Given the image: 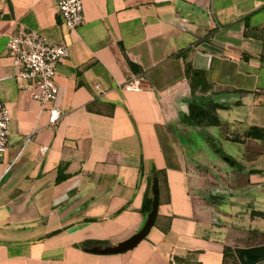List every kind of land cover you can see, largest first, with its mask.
<instances>
[{"label":"crops","instance_id":"crops-1","mask_svg":"<svg viewBox=\"0 0 264 264\" xmlns=\"http://www.w3.org/2000/svg\"><path fill=\"white\" fill-rule=\"evenodd\" d=\"M82 5V23L67 29L56 0H0L10 114L0 264H239L234 247L264 244V138L244 136L251 126L264 134V0ZM18 28L68 48L54 123L12 65L7 40ZM137 74L142 90H125ZM194 103L219 105L218 122L193 118ZM153 175L147 235L122 252H91L143 226Z\"/></svg>","mask_w":264,"mask_h":264},{"label":"built area","instance_id":"built-area-1","mask_svg":"<svg viewBox=\"0 0 264 264\" xmlns=\"http://www.w3.org/2000/svg\"><path fill=\"white\" fill-rule=\"evenodd\" d=\"M56 8L67 29H74L83 21L82 0H56ZM7 51L12 65L18 69L17 76L34 82L33 100L41 105L50 104L49 121L54 123L60 116L53 105L58 88L55 83L56 66L68 54V48L51 42L43 34L29 29H16L7 40ZM143 77L140 74L127 79L123 88L128 91L142 90ZM10 114L0 100V154L8 146Z\"/></svg>","mask_w":264,"mask_h":264},{"label":"water","instance_id":"water-1","mask_svg":"<svg viewBox=\"0 0 264 264\" xmlns=\"http://www.w3.org/2000/svg\"><path fill=\"white\" fill-rule=\"evenodd\" d=\"M151 204L143 226L134 234L116 244L109 246H94L89 250L99 254H111L128 250L134 247L141 241L148 233L150 227L153 225L158 205V186L155 175L151 181ZM234 254L239 264H264V244L248 246V247H234Z\"/></svg>","mask_w":264,"mask_h":264},{"label":"trees","instance_id":"trees-1","mask_svg":"<svg viewBox=\"0 0 264 264\" xmlns=\"http://www.w3.org/2000/svg\"><path fill=\"white\" fill-rule=\"evenodd\" d=\"M190 70L189 68L186 69V73H189ZM201 89H204V86H201ZM219 107L217 104H209L208 107L200 106L198 103L191 104L190 106V113L193 118L202 121V122H207L210 124V120L213 119L214 123H217V117L215 116V109ZM263 130L258 127L251 126L249 127L246 131L244 136L245 137H254V138H264V134L262 133ZM58 179V178H57ZM151 199L152 195L150 190H147L145 193L144 199H143V204L141 207V211L144 214H147L148 211L150 210V204H151ZM227 250L231 251L230 247H227Z\"/></svg>","mask_w":264,"mask_h":264},{"label":"rangeland","instance_id":"rangeland-1","mask_svg":"<svg viewBox=\"0 0 264 264\" xmlns=\"http://www.w3.org/2000/svg\"><path fill=\"white\" fill-rule=\"evenodd\" d=\"M233 146H234V143H232V142H227V143H225V144L223 145L224 149L227 150V151H230V150H231L230 147H233ZM230 163H231V162H230ZM231 167H232V166L227 165V166H226V169L229 170V169H231ZM220 203H222V202H220Z\"/></svg>","mask_w":264,"mask_h":264}]
</instances>
